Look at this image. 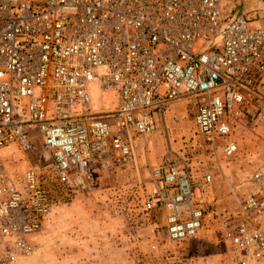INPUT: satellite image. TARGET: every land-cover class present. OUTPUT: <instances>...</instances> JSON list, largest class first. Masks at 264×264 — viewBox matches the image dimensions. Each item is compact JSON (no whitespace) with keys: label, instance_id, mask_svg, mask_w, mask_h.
Listing matches in <instances>:
<instances>
[{"label":"built area","instance_id":"1","mask_svg":"<svg viewBox=\"0 0 264 264\" xmlns=\"http://www.w3.org/2000/svg\"><path fill=\"white\" fill-rule=\"evenodd\" d=\"M252 15L221 0H0V264L34 251L51 210L94 176L135 165V136L185 98L210 169L173 150L150 168L137 214L164 236L197 235L215 161L264 124V0ZM113 101L92 108L93 94ZM11 149L7 154L3 150ZM33 156L16 175L7 160ZM250 191L219 215L224 264H264V159Z\"/></svg>","mask_w":264,"mask_h":264},{"label":"rangeland","instance_id":"2","mask_svg":"<svg viewBox=\"0 0 264 264\" xmlns=\"http://www.w3.org/2000/svg\"><path fill=\"white\" fill-rule=\"evenodd\" d=\"M225 13L252 15L256 0H221ZM113 101L93 94L92 108L107 110ZM238 151L228 159L215 161L212 180L203 197L205 214L193 238L172 242L163 234L159 216L153 221L137 214L136 204L143 198L144 183L150 168L168 150L179 156L195 178L210 167L185 98L171 103L164 121L155 132L135 136V165L117 172L94 176L91 188H82L65 203L57 204L41 230L34 236L33 253L18 264H224V246L219 237V213L235 203L233 189L243 197L250 189L249 178L264 159V124H250L239 131ZM11 149L3 150L7 154ZM9 159L6 164L16 175L27 168L33 156ZM210 169V168H209Z\"/></svg>","mask_w":264,"mask_h":264},{"label":"crops","instance_id":"3","mask_svg":"<svg viewBox=\"0 0 264 264\" xmlns=\"http://www.w3.org/2000/svg\"><path fill=\"white\" fill-rule=\"evenodd\" d=\"M223 7V6H222ZM233 11V10H232ZM232 11L230 10V13H232ZM233 13H235V12H233Z\"/></svg>","mask_w":264,"mask_h":264}]
</instances>
